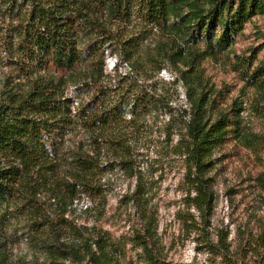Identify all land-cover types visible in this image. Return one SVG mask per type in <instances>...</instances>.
<instances>
[{"label": "trees", "instance_id": "16d2710c", "mask_svg": "<svg viewBox=\"0 0 264 264\" xmlns=\"http://www.w3.org/2000/svg\"><path fill=\"white\" fill-rule=\"evenodd\" d=\"M2 2L15 21L8 33L16 40L17 62L23 64L26 79L0 92V264H6L5 245L18 230L31 247L49 258L48 264H80L93 257L91 246L99 248L102 239L83 235L65 219L74 199L85 195L94 202L103 196L100 175L105 163L116 164L129 178L141 172L133 151L139 144L136 117L127 119L120 105L110 100L102 56H97L99 42H122L116 26L129 22L134 14L150 30L183 40L189 50L201 47L199 57L216 59L246 22L264 15V0ZM244 60L240 63L248 70L247 81L264 90V54L252 69V63ZM193 68L192 64L191 76L199 88L187 91L189 110L178 108L176 116L182 123L178 137L185 144V160L194 166L203 186L197 196L207 203L210 197L202 178L205 158L223 141L228 126L239 122L240 108L211 119L207 102L212 90L205 89ZM68 86L74 88L73 97L87 98L76 102L66 93ZM168 110V122L174 124L175 109ZM171 132L168 129L165 136ZM145 187L138 178L133 200L142 202ZM142 212L148 219L149 209L142 207ZM57 223L64 226L60 229ZM148 230L147 226L145 233L136 232L134 237L144 252ZM216 247L219 264H230L228 251L223 254L222 247ZM143 258L158 264L153 255L145 253Z\"/></svg>", "mask_w": 264, "mask_h": 264}, {"label": "rangeland", "instance_id": "374dc122", "mask_svg": "<svg viewBox=\"0 0 264 264\" xmlns=\"http://www.w3.org/2000/svg\"><path fill=\"white\" fill-rule=\"evenodd\" d=\"M12 19L0 0V92L26 79L23 64L17 62L16 40L9 38ZM116 28L122 42L101 40L97 56H102L110 100L127 119L136 117L139 144L133 151L141 172L129 178L116 164L105 163L100 175L103 196L94 202L85 195L74 199L65 219L83 235L102 239L99 248L92 244L93 257L80 264H150L145 253L158 264H219L214 245L222 247L223 254L228 251L230 264H264V90L247 81L248 70L240 63L247 59L252 69L262 58L264 15L246 22L216 59L199 57L201 47L189 50L183 40L150 30L134 14ZM149 53L156 58L147 59ZM192 64L205 89L212 90L207 102L211 119L240 108L239 122L228 126L223 141L205 158L207 203L197 196L203 186L185 160V144L178 137V108L189 110L187 91L199 88L191 76ZM66 93L73 97L74 88L68 86ZM168 107L175 109L174 124L168 122ZM168 129L173 132L166 137ZM137 177L147 184L141 203L131 197ZM142 207L149 209L148 219ZM147 226L144 252L134 237ZM5 254L6 264H48L49 259L27 243L22 230L7 241Z\"/></svg>", "mask_w": 264, "mask_h": 264}]
</instances>
